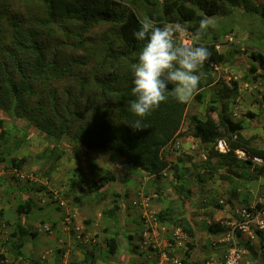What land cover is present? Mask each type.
I'll use <instances>...</instances> for the list:
<instances>
[{
	"label": "trees",
	"instance_id": "1",
	"mask_svg": "<svg viewBox=\"0 0 264 264\" xmlns=\"http://www.w3.org/2000/svg\"><path fill=\"white\" fill-rule=\"evenodd\" d=\"M15 1L12 0V7L11 0H0V110L7 116V120L0 118V164L6 173L11 172L10 181L17 184L24 182L14 187L0 175V186L6 183L0 194L10 196L16 192L14 196L17 195L10 212L14 215L13 223L4 221L10 228L5 242H8L15 259L20 256L27 236L34 235L24 222L30 220L29 216L35 210L44 209L33 202V195L47 191L44 184L40 187L35 181L24 179L21 171L26 165L38 163L35 172L49 183L66 154L63 142H68L67 147L71 148L73 155H77L78 161L80 153H101L108 155L110 162L121 160L149 176H160L168 169L162 152L176 139V132L186 115L187 103L169 98L143 118L144 129L131 127L136 119H140L129 111V103L135 99L131 93L132 65L137 62L143 46V42L135 40L132 33L144 19L154 21L157 27L179 22L190 34L192 44H204L211 54L199 70L203 75L194 98L206 103L208 112L217 115V122L210 116L203 121L197 116L190 117L191 138L199 142L206 156L203 161L205 168L198 172L194 169L196 173L192 179L196 185L201 186L217 175L220 180L233 183V188L232 185L230 188L231 202V199L239 197L240 183H249L264 175V151L249 147L250 141L245 140L241 132L244 124L234 121L227 114L229 100L236 95L237 82H231L230 94L228 89L220 91L225 85L222 80L218 81L213 87L215 91L208 99L205 98V88L211 87L214 82L210 66L233 61L234 52L226 54L230 58L228 61L225 54L216 49L224 34L209 37L210 27L200 41H195L192 36L199 29L202 18H216L223 14L225 7L240 6L252 14V10L247 8V0H19L27 9L40 4L43 6L41 14L32 21L19 15ZM259 6L264 10V0L259 2ZM100 26L107 27L106 31L92 47L89 34ZM177 43H180L179 39ZM250 57L249 72L252 76L249 82L264 86V52L258 47L250 53ZM171 87L169 85V89ZM246 116L253 115L246 113ZM30 130L38 134L44 143L41 151L32 159L17 157V151L26 143L25 136ZM18 132H23V136L18 137ZM219 139L227 142L228 153L220 154L214 149ZM237 148L246 149L250 156L262 157V165L254 164L251 159H238L234 154ZM212 158H215L213 163ZM192 166L197 168L196 164ZM221 169L226 172L225 175L218 174ZM109 170L111 174H99L97 181L88 184L87 193L101 196L106 192L100 190L114 180L112 169ZM187 173V169H182L180 175H175L176 186L173 185L176 189L185 188V197L190 194L184 178ZM79 180L70 178L68 191L60 193V196L65 200L74 196L78 200L74 193L77 187L82 186ZM25 192H28L27 199L22 198ZM47 193L54 198L50 190ZM56 202L60 200L55 198L50 201L51 204ZM240 204L244 206L241 208L253 212L247 207L246 200L240 201ZM173 207L170 203L160 209L157 223L178 228L193 238L196 233L188 215L176 216ZM181 207L185 209L186 205ZM113 208H117L115 201ZM257 208L261 207L257 205ZM4 213L1 209L0 218ZM214 227L218 229L217 225ZM209 230L214 232L213 227ZM239 232L236 230V235H240ZM254 232L259 249L258 253L256 250L251 253V258L255 264H264V233L257 229ZM106 245L109 250L114 249L117 241L110 239ZM189 256L191 253L186 252V257Z\"/></svg>",
	"mask_w": 264,
	"mask_h": 264
},
{
	"label": "rangeland",
	"instance_id": "2",
	"mask_svg": "<svg viewBox=\"0 0 264 264\" xmlns=\"http://www.w3.org/2000/svg\"><path fill=\"white\" fill-rule=\"evenodd\" d=\"M260 1L247 0V8L252 10V14L244 11L243 7L231 6L225 7L222 15L212 18L215 26H210L208 36L224 34L216 49L224 53L228 61L230 58L226 54L230 51L234 52L235 57L233 61L222 64L228 74L221 72L214 75L212 86L205 88V98L208 99L215 91L213 87L216 82L223 81L225 88H222L221 92L224 89L230 92L231 82L236 81V95L229 100L227 114L234 121L244 124L241 132L243 138L250 141L249 147L264 151V89L258 82H249L252 76L249 72L250 53L258 50V47L264 52V10L259 6ZM11 4L13 7L12 0ZM15 4L19 15L29 21L40 15L43 10L41 4L32 9L25 8L19 0H16ZM106 28L100 26L92 29L89 34L92 47L96 46L97 39ZM185 112L181 128L176 132V139L163 149L162 158L167 161L168 169L160 176H149L118 159L110 162L111 158L101 153H80L78 161L77 155L72 154L66 141L62 143L66 154L60 160L49 183L44 182L35 172L38 163L26 165L21 171L24 179L29 178L40 187L44 184L47 191L53 193L54 198H50L44 190L33 195V202L44 209L35 210L32 218L24 222V226L34 233L33 236H27L26 242L31 245L30 253L27 246L23 249L24 254L20 252L21 257L15 259L12 251H1L0 248V264H213L214 261H222L228 246L230 225L239 221L237 212L244 207L240 201L246 200L247 207L252 211H264V175L252 182L240 183L242 189L239 197L231 199V202L230 188L231 185L233 188V183L222 181L217 175L201 186L196 185L192 177L194 173L205 168L203 161L206 156L199 142L191 138L190 117L197 116L203 121L206 116H210L217 122V115L209 113L206 103L196 100L194 95L187 102ZM246 113L253 116L248 117ZM0 118L7 120L6 114L1 110ZM17 135L21 137L23 132H18ZM25 140L26 143L17 151V157L32 159L41 151L44 143L41 142L40 136L31 130L26 133ZM173 146H178V149H173ZM214 161L215 158H212L211 162ZM193 164H196L197 168H194ZM109 169H112L114 180L100 190L106 192L101 196L95 195L94 192L88 194V184L97 181L99 174H111ZM182 169L188 170L184 176L186 188L190 191L187 197L183 192L185 188L175 187V175H180ZM194 169L197 171L194 172ZM10 173H6L0 164V175L11 182V185L15 187L24 183L10 181ZM218 174L225 175L226 172L221 169ZM73 177L82 182V186L77 187L74 193L79 199L75 200L72 196L65 200L60 193L68 191L67 183ZM5 187L6 183L0 186V192ZM28 192L22 194V198L27 199ZM14 195L0 194L6 199V202L0 201V208L5 210V215L0 218L2 242L7 239L10 229L4 221L13 223L14 215L8 209L15 206L14 197L17 195ZM140 197L147 198L145 206L139 204ZM55 198L60 202L51 204L50 201ZM113 201L116 209L113 208ZM170 203L174 206L176 216L188 215L196 233L193 238L185 234H178V238L170 225L157 223V213ZM182 205H186L185 209ZM257 205L261 208H257ZM58 206L61 209H57ZM73 206L75 207L72 208ZM68 210L73 211L76 218L64 219L70 216ZM214 225H217L218 229H215ZM209 227H213L214 232L210 231ZM239 234L234 233V236L241 250V264H255L251 253L255 250L258 253L259 241L254 230L250 228V232ZM110 239L117 241V246L111 250L106 245ZM186 252L191 253V256L186 257ZM262 259L264 260V254Z\"/></svg>",
	"mask_w": 264,
	"mask_h": 264
},
{
	"label": "clouds",
	"instance_id": "3",
	"mask_svg": "<svg viewBox=\"0 0 264 264\" xmlns=\"http://www.w3.org/2000/svg\"><path fill=\"white\" fill-rule=\"evenodd\" d=\"M214 27L213 19L204 17L200 20L199 29L192 34L195 41H200L209 27ZM180 24L169 23L163 27L155 26L154 21L144 19L132 35L143 42L132 65L133 87L135 99L129 103V111L136 117L131 127L144 129L143 118L147 117L169 98L178 103H187L198 90L201 77L199 70L209 59L210 52L204 44L177 43L178 36L186 32ZM217 66L218 70H214ZM213 75L228 71L222 65L212 64ZM169 85H172L169 89Z\"/></svg>",
	"mask_w": 264,
	"mask_h": 264
},
{
	"label": "built area",
	"instance_id": "4",
	"mask_svg": "<svg viewBox=\"0 0 264 264\" xmlns=\"http://www.w3.org/2000/svg\"><path fill=\"white\" fill-rule=\"evenodd\" d=\"M178 39L181 44H192V38L188 32L181 34L178 36ZM214 70H218L217 66H213ZM264 89V86H263ZM235 109V108H234ZM173 149H178V146H173ZM214 149L220 154H226L229 151V146L226 141L219 139ZM234 154L238 159H251L254 164H262V159L258 156H250L246 149L244 148H237L234 150ZM147 203V198L140 197L139 204L141 206H145ZM239 221L233 222L230 225V230L227 235V242L228 246L225 250V254L222 257V261L217 262L214 261L213 264H241V250L238 247V243L236 242L234 233L236 230L240 231L241 233L250 232V228L255 230H259L264 233V211H253L250 212L246 208H241L237 212ZM163 229V228H162ZM174 233L178 237V234L183 233L178 228H173ZM179 238V237H178ZM165 258V257H164Z\"/></svg>",
	"mask_w": 264,
	"mask_h": 264
},
{
	"label": "crops",
	"instance_id": "5",
	"mask_svg": "<svg viewBox=\"0 0 264 264\" xmlns=\"http://www.w3.org/2000/svg\"><path fill=\"white\" fill-rule=\"evenodd\" d=\"M1 193V192H0ZM14 194V193H13ZM12 194V195H13ZM54 194H56L55 192H54ZM0 201L2 202H6V199H5V197L4 196H0ZM75 206H73L72 208H74ZM7 208V207H6ZM5 208V209H6ZM1 209H4L3 207H1L0 208V210ZM9 210V212H11L12 210H11V208H9L8 209ZM5 211V210H4ZM74 211H75V209H74ZM68 214H70V216H67V217H65L64 219H66V220H69L70 218H76V216H75V213H73V211H69L68 210ZM5 215V213L3 214V216ZM71 215H73V216H71ZM32 216L33 215H31V216H29L30 218H32ZM63 218V217H62ZM202 218V217H201ZM1 226H2V224L0 225V228H1ZM38 242V241H37ZM8 243L7 242H5V240L2 242V241H0V248H1V251H3L4 249L7 251L8 249L10 250V248H9V246L7 245ZM28 246V249H27V251H29V246L31 247V245L29 244V242H26V244H24L23 245V247L20 249V252H22L23 254H24V252H23V249L25 248L26 249V247ZM28 253H30V251L28 252Z\"/></svg>",
	"mask_w": 264,
	"mask_h": 264
}]
</instances>
